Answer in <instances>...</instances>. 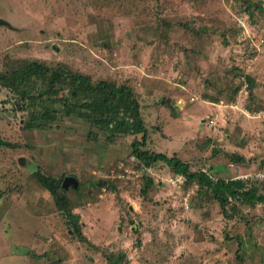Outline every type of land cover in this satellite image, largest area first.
<instances>
[{"label":"rangeland","instance_id":"374dc122","mask_svg":"<svg viewBox=\"0 0 264 264\" xmlns=\"http://www.w3.org/2000/svg\"><path fill=\"white\" fill-rule=\"evenodd\" d=\"M248 1L0 0V72L37 61L125 83L147 148L264 195L238 179L264 172V0ZM18 102L0 87V143L12 146L0 145V264H107L121 254V264H264L263 204L230 200L224 218L196 182L174 183L162 163L140 169L131 155L140 136L108 138L74 117L26 130L34 107ZM38 176L79 182L65 194L81 236ZM144 176L154 182L146 196Z\"/></svg>","mask_w":264,"mask_h":264},{"label":"trees","instance_id":"16d2710c","mask_svg":"<svg viewBox=\"0 0 264 264\" xmlns=\"http://www.w3.org/2000/svg\"><path fill=\"white\" fill-rule=\"evenodd\" d=\"M233 1L251 6L248 0ZM255 8L262 9L258 4H255ZM7 67V72H0V87L19 98L18 111L26 110L27 102L29 106L34 107V112L32 111V116L29 117L24 129H42L61 117H74L89 124L91 129L96 128L106 133L108 138L140 136V140H134L131 144V155L140 169H149L162 163L173 176H183L185 182H196L198 191H209L224 218L229 217L227 205L230 200L247 206L257 203L264 205V195L258 194L255 186L245 188V181L224 179L215 181L205 172H191L189 164L176 156L168 157L149 150L148 128L141 116L140 104L133 97L132 89L127 84L117 85L107 81L92 83L89 77L71 71L64 64H58L53 68L37 61H16ZM245 79L250 86L249 94L253 95L251 87L254 81L250 77ZM36 83H40V86ZM0 145L12 147L7 143ZM143 181H146V185L144 184L141 192L146 196L154 189V182L150 176H144ZM38 182L48 191L57 210L67 220L69 228L75 235L81 236L80 217L73 213L71 203L65 194L67 190L62 189V177L56 179L38 176ZM260 184L264 187V182ZM97 185L102 187L104 183ZM122 258L123 254L108 256L107 264H121Z\"/></svg>","mask_w":264,"mask_h":264},{"label":"built area","instance_id":"2783aa9c","mask_svg":"<svg viewBox=\"0 0 264 264\" xmlns=\"http://www.w3.org/2000/svg\"><path fill=\"white\" fill-rule=\"evenodd\" d=\"M211 123V122H210ZM179 177V178H178ZM181 178H184L183 176H180V175H177V176H175L174 177V179H173V181H174V183H176L177 182V180H179V179H181ZM238 179H246L247 181L249 180V179H251L250 181L251 182H264V172H258V173H256V174H254L253 175V178H252V176L251 175H246V176H240ZM186 179L184 178V181H185ZM183 181V182H184ZM182 182V183H183Z\"/></svg>","mask_w":264,"mask_h":264},{"label":"water","instance_id":"95a60500","mask_svg":"<svg viewBox=\"0 0 264 264\" xmlns=\"http://www.w3.org/2000/svg\"><path fill=\"white\" fill-rule=\"evenodd\" d=\"M2 22H0L1 24ZM171 104H174V101H171ZM176 108V106H174ZM23 160H20V164H22ZM79 182L73 178V177H65L63 182H62V189L64 190H68L69 188H73L74 190H76L78 188Z\"/></svg>","mask_w":264,"mask_h":264},{"label":"crops","instance_id":"0c3cea01","mask_svg":"<svg viewBox=\"0 0 264 264\" xmlns=\"http://www.w3.org/2000/svg\"><path fill=\"white\" fill-rule=\"evenodd\" d=\"M204 106H207L208 104L206 103V102H201ZM210 106V105H209ZM218 108V107H217ZM174 109H178V107L176 106V108L174 107ZM218 110V109H217ZM141 111V110H140ZM141 116H142V113H141ZM214 115H212V117H213ZM174 117L175 118H172V121L171 122H177V121H181V118H182V115H178V114H175L174 115ZM143 118V117H142ZM174 119V120H173ZM144 120V119H143ZM191 120V119H190ZM209 120V121H208ZM207 121V123H208V126H210L211 127V124H213V120L212 119H208ZM182 121H184V120H182ZM211 122V123H210ZM147 127V126H146ZM182 144H184V141H182L181 142V145ZM150 150H152L150 147H148ZM172 153H174L172 156H176L178 159H179V156L176 154V153H178L177 151H172ZM163 154V153H162ZM176 154V155H175ZM171 156V157H172ZM182 162H184V161H182ZM186 163V162H185ZM258 173V172H257ZM256 174V173H255ZM175 177V176H174ZM186 181V180H185Z\"/></svg>","mask_w":264,"mask_h":264}]
</instances>
